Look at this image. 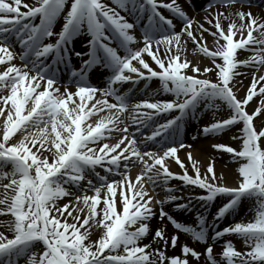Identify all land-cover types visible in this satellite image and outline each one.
Segmentation results:
<instances>
[{"label": "snow or ice", "instance_id": "obj_1", "mask_svg": "<svg viewBox=\"0 0 264 264\" xmlns=\"http://www.w3.org/2000/svg\"><path fill=\"white\" fill-rule=\"evenodd\" d=\"M214 2L235 10H214L204 17L211 26L206 28L177 0H112V4L106 0H0V216L11 217L0 221V264H20L21 259L24 264H190L189 255L199 260L202 253L186 243L181 246V255L170 257L151 244L141 243L150 232L149 222L157 215L154 197L145 184L155 188L159 183L172 193L176 189L168 186V181L173 178L205 190L194 197L200 201L229 197L217 209L213 226L235 211L242 200H252L255 211L251 220L224 226L211 237L217 241L235 234L243 239L246 250H238L227 240L219 260L212 244L207 245L205 254L210 264H264V122L260 126L254 122L264 115V74L258 75L264 66V17L254 15L250 8L245 10L244 4L250 0ZM161 8L183 21L180 31ZM62 15V27L54 32ZM128 15L134 20L129 21ZM138 25L143 30V43L134 47ZM206 31L215 39L214 49L207 44ZM85 33L87 51L74 54L87 58L80 69L71 70L68 81L75 83V91L68 87L61 91L59 65H69L70 45ZM184 37L196 45L193 51L198 49L212 59L211 67L200 68L187 59ZM13 39L21 46L19 54L13 51ZM238 50L252 55L239 59ZM17 55L25 63H14ZM49 56L51 63L46 62ZM241 66L255 69L243 98L238 97L233 83ZM94 67L110 73L106 87L98 88L88 81V72ZM213 71L215 80L208 75ZM153 78L159 79L160 91L174 99L150 97L130 105L135 86L144 81L147 91V82ZM125 83L133 88L121 92ZM257 95L260 104L249 112L247 106ZM222 105L229 110L228 117L204 125L202 133L218 135L242 125L239 136L233 137L240 139L239 149L225 143L213 145L230 153L238 164L235 187L223 183L222 173L217 176L214 162H209L202 174L199 162L188 152L194 170L190 174L178 155L179 149L186 147L181 140L185 117L195 115L200 108L219 110ZM129 109L131 123L139 126L131 132L128 121L122 119ZM172 113L176 114L159 121L161 114ZM93 116L99 118L92 121ZM146 127L153 129L151 134L141 133L144 139L138 141L137 133ZM113 133L119 138L108 143ZM149 141L160 151H142ZM169 160H174L182 173L172 171ZM136 163L142 170L133 180L131 166ZM70 188L81 195L60 204L74 195ZM177 200L183 197L169 194L157 201L161 205L159 218L166 217L175 229L207 242L209 225L204 215L197 213L193 226L164 210L165 203ZM175 206L187 208L188 204ZM95 231L101 234L93 240ZM153 238L162 240L165 248L169 242L175 247L179 235L169 238L163 228H157Z\"/></svg>", "mask_w": 264, "mask_h": 264}, {"label": "bare ground", "instance_id": "obj_2", "mask_svg": "<svg viewBox=\"0 0 264 264\" xmlns=\"http://www.w3.org/2000/svg\"><path fill=\"white\" fill-rule=\"evenodd\" d=\"M27 2L32 3L33 0H27ZM107 3L112 4V0H106ZM177 3L180 4V6L183 8L184 11H186L188 13V15L190 17H193L194 20L198 23H202L206 26V28H211L210 25H208L206 23V21L204 20V17L209 15L210 13H212L214 10L217 11H228V12H232L235 9L233 8H227V9H215V8H210L207 9V1L205 0H177ZM114 6V5H113ZM237 8H239V6H236ZM206 8V9H205ZM249 8H245V10H247ZM251 9V8H250ZM251 11L253 12L254 15L256 16H262L264 17V13H262L261 11H254L253 9H251ZM124 14V13H122ZM173 16V23L175 24V30L176 31H180L183 25V21L181 20V22H179V18H177L175 15L171 14ZM175 17V18H174ZM63 19V15L61 17L58 18L57 22L55 25H57L59 22H61V20ZM225 25H227V21L224 22ZM54 25V26H55ZM142 29V28H141ZM193 29L197 30L198 29V24L194 23L193 25ZM213 30H215L213 28ZM143 32V30H142ZM143 35V33H137L136 37L138 40V43L134 44V47H138L139 44V36L138 35ZM204 37L206 38V41L209 42L212 40V42L214 43L215 46V39L213 36H211L207 31L204 32ZM81 37H78V40ZM184 40L187 41L186 43V48H187V59L191 60L194 64L198 63L200 68H204L205 66L211 67L212 66V59H206L203 58L201 60H196L194 59V57L192 55H188V53L190 52H194L193 49L196 48V45L193 43V41L187 37L183 38ZM221 43H223V41H220ZM13 51L17 54L20 53V48L18 46H15L13 44ZM161 48L163 49V46H161ZM20 51H19V50ZM123 54V53H121ZM161 55H163V51H161ZM250 55H252L251 52H246L243 50H238V58L239 59H246L247 57H249ZM18 60H21L19 58V55H17L16 59L13 61L14 63H16L17 65H21L23 64L22 62H19ZM31 67V65H29ZM107 70V69H105ZM255 71V69L252 66H241L239 68V72L241 73L240 75L236 76L234 78L233 83L235 84V89H238L237 95L240 98H243L246 95V90L248 89V87L251 84L252 81V73ZM188 72L191 73V68L188 69ZM108 75H110V73L107 70ZM262 74L260 71L258 72V75ZM209 77L211 79H216V73L215 71L211 72L210 74H208ZM61 85V84H59ZM68 87V85H66ZM259 87V86H258ZM70 90L75 91L73 87H68ZM64 89H62L61 91H63ZM260 98L259 95L254 96L252 101L249 102V105L247 106V110L249 112H252L257 106H259L260 102L258 103V99ZM225 108V112H222V116H228L229 115V110L226 108V106H224ZM210 116H212V119H214L216 116H220L219 114L216 115H212L210 114ZM262 117H264V115H261ZM193 117V115H192ZM259 118H254V121L256 123L257 126H259ZM235 125L237 127H235L236 130L239 131V129L242 127V125ZM190 133L187 130H183L182 133V138H190ZM211 138L213 141V145L216 143H226L228 145H231L233 147H240L241 141L239 139H233V137L231 138H225L224 136H222L221 134L218 135H213V134H203V136L201 135V138ZM200 139V138H199ZM199 139H195V143L196 146H200L202 145V151L198 150V149H194L192 151H187L182 153V157L183 155L187 156L188 152L192 153V156L198 157V162H199V167L201 168V173L203 174L206 171L207 165L209 164V162H214V170L217 174V176H219L221 173L223 174V183L225 184V182H230L233 181L235 178H237L239 176V173L237 171L238 169V164L232 159V156L228 155L227 153L223 152L222 150H217L215 149L212 145H210V143H208L207 141L205 142L204 140L200 141ZM211 141V142H212ZM199 148V147H197ZM47 154V153H46ZM169 166L172 168H176L178 169L173 162L169 163ZM190 171L192 170L194 173L193 168L190 165ZM92 176H89V178H91ZM132 179H135V175L133 174V176H131ZM174 188L176 189V186H174ZM70 190L74 193V194H81L80 192L76 191L75 188H70ZM89 195L92 194V191H89L88 193ZM177 196V195H175ZM195 196L189 195L185 197V200L182 201V204L184 203H188V207H191L193 209H197L196 212L201 211V214H203L204 216L206 215V210H203L204 207L202 206V204L204 203V201H200L198 199L194 198ZM69 198H71L69 196ZM73 200V199H72ZM222 199L220 197H217L216 201L214 202V204H217L221 201ZM176 204H173L171 206L172 209L167 210L166 212H168L170 215L174 216L177 220H179L180 222H188L189 217L184 216L180 213H177L178 215L176 216L174 214V212H176L177 207L175 206ZM209 205V204H208ZM119 206V205H118ZM159 209V208H157ZM154 210L156 211L157 215L153 217V219L149 222L150 224V232L148 234V236L146 238H144L141 243H147V244H151L152 248H159L163 251L166 252V255L170 256L171 252H177L179 247L182 246L183 244H185L186 240L188 239L187 233H181V231L175 229L174 225L167 220V218L165 217L163 220H161L159 218V211L156 210V208H154ZM238 211H242V218L240 220V222H248L249 220H251L254 216V211H255V204L252 200L250 199H244L241 201V203L239 204V206L236 208V210L233 212V215L235 216L237 214ZM233 216V217H234ZM11 219V217H6L4 219H0V221H4V220H8ZM71 219V218H70ZM192 221V220H191ZM190 222V221H189ZM191 224V222H190ZM157 228H163L165 231V235L166 237H168L169 235H173V234H178L179 235V239H178V246L176 247H172L171 245H168L166 248L164 246V242L162 240H160L159 238L154 239V232ZM3 230V229H1ZM101 233L99 231H95L92 234V239L95 240L99 237ZM9 235H11V233H9ZM218 244H216V246H214V248L218 249L219 251L222 250L223 246H224V241H226L225 237H222L220 240H217ZM215 252H217V250H215ZM214 255H216L217 259H220V253H214ZM189 261L191 262L192 260H194L196 263L198 264H210V262L205 259V258H200L199 260L197 259H193L191 257H188ZM165 264H167V262H165Z\"/></svg>", "mask_w": 264, "mask_h": 264}, {"label": "rangeland", "instance_id": "obj_3", "mask_svg": "<svg viewBox=\"0 0 264 264\" xmlns=\"http://www.w3.org/2000/svg\"><path fill=\"white\" fill-rule=\"evenodd\" d=\"M141 44V43H140ZM188 55H190V54H188ZM193 57H194V59H196V60H201V59H203L202 57H205V55L204 54H202V53H200L199 51H195V52H192V54H191ZM201 55H202V57H201ZM187 56V55H186ZM209 58V57H208ZM260 69V72H262L263 74H264V66H262V67H260L259 68ZM130 113H131V111H130V109H129V113H126V115L127 116H130ZM216 119H222L221 117L219 118V117H215ZM226 134H229V132H227ZM202 140H204L205 142L207 141L208 143H211L209 140H208V138L207 139H200V141H202ZM197 147H199V148H197ZM202 145H200V146H196V144L194 143V144H192V150H194V149H198V150H200V151H202ZM184 151L185 150H187V148H184L183 149ZM160 151V150H159ZM194 156H195V154H194ZM195 159L196 160H198V157H196L195 156ZM135 165V164H134ZM172 181H174V182H176L178 185L179 184H182L183 183V181H181L180 179H176V178H173V180ZM236 181L238 182V178H236ZM235 181V182H236ZM235 183V184H233V185H237L238 186V183ZM172 183V182H171ZM158 187L159 188H157L158 190H159V192H160V194H153V193H151L150 191H149V194L150 195H152L153 197H154V201H153V203H154V206H158V204L159 203H156L158 200L159 201H161V200H164L165 198H166V196H167V194H166V192H165V188H164V186L163 185H161V184H159L158 183ZM183 188H181V190H179L178 192H181V191H185V190H182ZM162 190H164V192L162 191ZM194 192V191H193ZM179 194H181V193H178L177 195H179ZM161 199V200H160ZM67 200L64 198V199H62L61 200V204H63V203H65ZM235 222H238V218H231L229 221H228V223H227V225H232V224H234ZM231 241L233 242V244L235 245V247L238 249V250H240V251H245L246 250V245L244 244V242H243V239L241 238V237H239V236H237V235H235L234 234V236H233V238H231ZM189 246H192V247H194V248H196V250L197 251H200V252H203L202 250H203V247L205 246H200V243H197V242H195V243H190V245ZM38 250H41V249H38ZM178 252V253H177ZM177 252H171L170 253V256H172V255H181L182 253H181V251H180V248L178 249V251ZM169 256V257H170ZM190 256V255H189ZM190 264H195V262H191Z\"/></svg>", "mask_w": 264, "mask_h": 264}]
</instances>
